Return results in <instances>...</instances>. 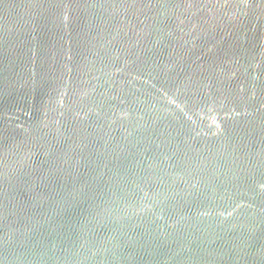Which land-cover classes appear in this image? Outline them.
<instances>
[{"label":"water","instance_id":"obj_1","mask_svg":"<svg viewBox=\"0 0 264 264\" xmlns=\"http://www.w3.org/2000/svg\"><path fill=\"white\" fill-rule=\"evenodd\" d=\"M0 264H264V0H0Z\"/></svg>","mask_w":264,"mask_h":264}]
</instances>
